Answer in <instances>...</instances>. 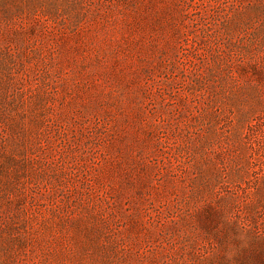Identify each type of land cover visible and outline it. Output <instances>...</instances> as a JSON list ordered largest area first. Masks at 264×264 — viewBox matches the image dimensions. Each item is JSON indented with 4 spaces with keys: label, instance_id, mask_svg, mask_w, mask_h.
I'll use <instances>...</instances> for the list:
<instances>
[{
    "label": "rangeland",
    "instance_id": "1",
    "mask_svg": "<svg viewBox=\"0 0 264 264\" xmlns=\"http://www.w3.org/2000/svg\"><path fill=\"white\" fill-rule=\"evenodd\" d=\"M0 264H264V0H0Z\"/></svg>",
    "mask_w": 264,
    "mask_h": 264
}]
</instances>
